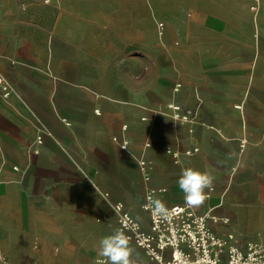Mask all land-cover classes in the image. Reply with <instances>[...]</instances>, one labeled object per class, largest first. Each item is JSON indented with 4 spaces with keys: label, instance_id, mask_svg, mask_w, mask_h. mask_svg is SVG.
<instances>
[{
    "label": "crops",
    "instance_id": "1",
    "mask_svg": "<svg viewBox=\"0 0 264 264\" xmlns=\"http://www.w3.org/2000/svg\"><path fill=\"white\" fill-rule=\"evenodd\" d=\"M0 75L9 264H99L112 203L149 230L186 167L215 177L214 232L264 244V0H0Z\"/></svg>",
    "mask_w": 264,
    "mask_h": 264
},
{
    "label": "built area",
    "instance_id": "2",
    "mask_svg": "<svg viewBox=\"0 0 264 264\" xmlns=\"http://www.w3.org/2000/svg\"><path fill=\"white\" fill-rule=\"evenodd\" d=\"M159 26L163 28L162 23ZM0 90L4 97L10 95L9 84L1 75ZM174 108L179 109L177 106ZM182 118L188 119V114ZM37 139L42 142L43 137L38 136ZM167 151L178 162L177 152L172 149ZM186 153L190 154L191 151ZM147 165L145 161L140 162L143 171H146ZM149 197L153 196L147 195L143 204L150 219L149 230L140 225L123 202H113L112 207L118 229L124 231L130 241L144 251L152 264H264V244L254 241L246 243L244 247L230 244L211 229L210 216L187 207L184 202L168 206L171 211L167 220L155 218L151 210L144 207ZM211 218L215 220V216ZM8 262L0 245V264Z\"/></svg>",
    "mask_w": 264,
    "mask_h": 264
},
{
    "label": "clouds",
    "instance_id": "3",
    "mask_svg": "<svg viewBox=\"0 0 264 264\" xmlns=\"http://www.w3.org/2000/svg\"><path fill=\"white\" fill-rule=\"evenodd\" d=\"M214 182L215 177L208 171L192 167L182 169L177 185L183 193L184 204L189 208L203 206L214 188ZM144 207L151 210L155 218L162 220L169 218L171 210L160 197H149ZM97 256L102 258L99 264H143L139 254L131 247L129 237L119 229L99 240Z\"/></svg>",
    "mask_w": 264,
    "mask_h": 264
},
{
    "label": "rangeland",
    "instance_id": "4",
    "mask_svg": "<svg viewBox=\"0 0 264 264\" xmlns=\"http://www.w3.org/2000/svg\"><path fill=\"white\" fill-rule=\"evenodd\" d=\"M254 9H255V7L253 8V6H251V5H249V13L251 14V11H253L254 12ZM250 242V241H249ZM254 242H258V241H254ZM0 243H2L1 241H0ZM248 243V242H247ZM3 244L4 243H2L1 244V247H2V249L5 251V249H4V247H3ZM7 264H9V263H7Z\"/></svg>",
    "mask_w": 264,
    "mask_h": 264
}]
</instances>
